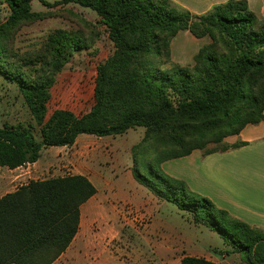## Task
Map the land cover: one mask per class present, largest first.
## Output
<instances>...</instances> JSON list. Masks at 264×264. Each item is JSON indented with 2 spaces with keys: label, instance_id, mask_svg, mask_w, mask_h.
Masks as SVG:
<instances>
[{
  "label": "trees",
  "instance_id": "16d2710c",
  "mask_svg": "<svg viewBox=\"0 0 264 264\" xmlns=\"http://www.w3.org/2000/svg\"><path fill=\"white\" fill-rule=\"evenodd\" d=\"M32 0H0L9 14L0 22V74L24 91H40L84 45L66 34L49 41L51 61L31 73L13 60L11 31L32 22ZM45 7L74 4L94 12L105 26L113 53L97 65L93 104L65 131L62 116L39 130L30 125L0 127V167L15 170L35 163L45 148L71 147L79 135L113 137L144 128L133 148V179L152 195L188 212L193 223L215 232L247 264H264V232L236 219L183 180L166 174L168 161L202 151V156L247 145L222 144L247 125L264 120V19L246 0H228L195 15L171 0H36ZM180 32L209 38L192 69L156 68L169 56V42ZM63 34V33H61ZM68 36V37H67ZM222 43L226 50L213 48ZM49 56V55H48ZM27 66L29 64H26ZM58 117V116H57ZM59 130V131H58ZM152 141L151 149L143 143ZM208 143L219 148L205 149ZM96 194L83 175L29 181L0 197V264H53L79 229L80 208ZM178 264H214L184 257Z\"/></svg>",
  "mask_w": 264,
  "mask_h": 264
},
{
  "label": "rangeland",
  "instance_id": "374dc122",
  "mask_svg": "<svg viewBox=\"0 0 264 264\" xmlns=\"http://www.w3.org/2000/svg\"><path fill=\"white\" fill-rule=\"evenodd\" d=\"M30 11L36 19L15 27L9 37L13 60L26 72L40 68L46 58L51 61L49 41L67 34L84 43L40 91L19 89L0 74V127L30 125L39 140V130L52 126L49 124L59 116L66 119V131L73 120L88 112L96 67L114 49L100 18L89 9L74 4L45 7L32 0ZM8 14V8L0 5L1 23ZM210 44L207 37L197 40L189 33H179L170 39L168 58L162 57L155 66L163 71L192 69L199 49ZM213 49L220 53L226 47L219 43ZM145 135L144 128L113 137L79 135L71 147L43 149L33 164L15 170L0 167V197L29 181L75 174L91 181L96 194L80 208L78 232L54 264H178L188 256L214 264H247L242 255L223 254L230 247L215 232L194 224L191 214L152 195L133 179V148L139 149ZM143 144L148 150L152 147L150 139ZM215 148L219 145L205 147ZM201 158L205 156L201 154ZM171 167L186 174L187 161L173 162ZM190 183L196 187L195 193L204 196L201 181L192 179Z\"/></svg>",
  "mask_w": 264,
  "mask_h": 264
},
{
  "label": "crops",
  "instance_id": "0c3cea01",
  "mask_svg": "<svg viewBox=\"0 0 264 264\" xmlns=\"http://www.w3.org/2000/svg\"><path fill=\"white\" fill-rule=\"evenodd\" d=\"M226 1L228 0H172L175 5L195 15L203 14L212 6ZM246 2L259 19H264V0ZM181 33L185 35L188 32ZM237 142L247 145L211 154L203 159L199 151H193L187 157L164 163L162 169L171 177L185 180L194 192L197 189L190 182L192 179L201 181L202 194L209 197L218 208L264 232V120L257 125H247L239 134L224 139L226 145ZM180 161H187L186 174L171 170V163Z\"/></svg>",
  "mask_w": 264,
  "mask_h": 264
}]
</instances>
